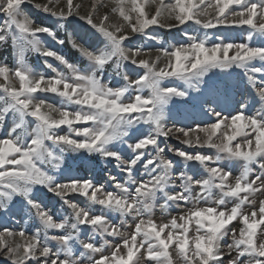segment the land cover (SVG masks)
Segmentation results:
<instances>
[{
  "label": "snow or ice",
  "instance_id": "1",
  "mask_svg": "<svg viewBox=\"0 0 264 264\" xmlns=\"http://www.w3.org/2000/svg\"><path fill=\"white\" fill-rule=\"evenodd\" d=\"M26 4L68 24L83 21L103 38L94 49L70 40L87 68L45 44L42 35L61 46L65 40L37 24ZM112 4L100 15L98 6L108 7L103 0L84 13L73 0L63 6L61 0H0V50L15 53L11 65L0 63V255L10 264H264V199H257L264 195V0ZM112 15L120 22L111 23ZM193 24L246 28L247 36L210 43L184 30ZM156 28L181 29L186 40L157 48L154 57L128 46L133 36L158 40L149 32ZM29 54L54 58L62 69L45 59L51 74L34 70ZM234 70L255 93L258 110L237 101L225 114L220 101L234 87ZM174 99L197 101L214 120L169 127ZM62 128L68 131L61 134ZM170 137L215 155L167 148L183 161L185 171H176L177 162L165 155ZM68 153L98 157L113 170L106 180L69 175ZM232 161L243 162L239 175L228 167ZM138 165L147 178H137ZM192 165L205 175L187 171ZM183 205L191 206L167 222L153 218L157 206ZM16 217L35 230L7 226Z\"/></svg>",
  "mask_w": 264,
  "mask_h": 264
},
{
  "label": "rangeland",
  "instance_id": "2",
  "mask_svg": "<svg viewBox=\"0 0 264 264\" xmlns=\"http://www.w3.org/2000/svg\"><path fill=\"white\" fill-rule=\"evenodd\" d=\"M35 3H47V0H34ZM74 4L82 5L80 11L84 13L91 9V5L93 0H73ZM169 0H165L167 4ZM65 3V0H61V6ZM104 4H107L108 7H99L98 6V13L102 15L104 12L110 10L113 6L112 0H103ZM25 12L32 17L37 24H41L44 26H49L53 28L58 33L60 39L65 40L64 45H58L51 38L47 37L46 35H42L44 42L47 46L53 48V50H58L61 54L65 55L71 62L77 64L81 68L88 67V61L85 57L81 55V53L74 49L71 45L70 40L75 39L77 43L84 44L85 47L90 49H94L96 47H103V38L99 36V34L94 33L87 25L84 24L83 21H79L75 18L72 19V23L68 24L64 21H60L55 17H52L48 14H44L42 11L33 7L32 4H26ZM147 11H154L153 8L146 9ZM3 17L0 16V22H2ZM111 23H119V18L116 15L110 16ZM63 25V27L61 26ZM184 30L189 31L191 35L197 36L199 39H203L205 36L209 38V42L217 41L218 37H225L228 39L236 40L237 42L243 41L244 38L247 36L246 28H216L211 30H205L200 28L197 25H185L183 26ZM150 34L156 35L159 37L158 40H150L144 36H133L131 39V43L128 46H139L145 49L147 52L151 50V55L154 57L158 53L155 51L157 48L163 46L168 47L169 45L176 44L177 42H184L186 37L183 35L181 29H172L168 30L165 28H156L155 31L149 30ZM15 53L11 48L7 50H0V63L7 61L9 65L13 63ZM139 58H146L145 56ZM138 58V59H139ZM47 59L49 63H52L54 67H59L62 69V65L59 64L58 61H55L54 58H44L38 57L35 54L28 55V61L30 65L33 67L34 70L42 71L46 75H50V70H47L43 67L44 60ZM163 61H161V65ZM131 67V66H129ZM131 74V73H130ZM229 82L234 86L230 95L226 98H222L220 101L221 107L225 109V114L228 112H234L237 107V101L248 102L250 107L253 110H258L262 107L257 101L253 99L255 93L249 88L246 82L243 80L242 75L239 73V70H234L233 75L229 78ZM165 85H169L171 83H175L177 86H182L180 81H165ZM145 95H148V92L145 91ZM48 99L50 102L58 103L59 98L54 97L49 94ZM258 100V98H257ZM215 107V105H212ZM205 109L208 105H204ZM169 120L166 121L169 127L175 123L176 127H185V126H192L194 127L196 124H203L206 122H212L214 117L211 115H205L203 111H201L199 103L197 101L190 100L189 102L185 103L182 100L174 99L172 103L169 105ZM61 134H64L68 131L67 128H62ZM202 135V134H201ZM166 157L169 159H173L174 162H177V169L176 171H185L183 166V161H181L178 157L174 156L172 153L167 152V148H179L185 151L194 152L200 151L206 154L215 155V149L211 148H189L186 145H183L180 141L175 139L174 137H170L166 142ZM65 166L70 169L69 175H75L79 177H86L92 176L94 178L104 177V180L107 178V172L113 170V166L106 161L101 160L100 158H88L86 155L81 154H73L68 153L65 155ZM228 167L231 168L234 175H239L243 168L242 161H232L228 163ZM139 173L137 174V178H147L143 175L142 166L138 165ZM187 171L190 173L199 172L201 176L205 175L203 169L199 168L198 165L190 166ZM119 178V177H118ZM126 178V177H125ZM218 198L219 194H215ZM257 199H264V195L257 194ZM76 202L81 203V206H86V201L82 197H75ZM52 205L58 210L57 214L61 215L63 206L59 203L58 198H54L51 201ZM159 203H162L160 201ZM233 205V201L231 199L226 200V207L230 208ZM191 205H183L180 208H176L175 206L169 208L168 210L161 209L159 206L154 210L153 218L156 219L158 222H167L171 216L178 215L184 211H186ZM246 210L247 206H246ZM119 218H117V221ZM7 226L14 227V228H29L31 230H35L32 221H28L25 224L23 221L19 220L18 217L11 218L5 222ZM128 223H132L131 218H128ZM3 225L0 224V227ZM236 228H239L241 225L239 222L235 223L234 225ZM0 264H10V261L7 260L6 257L0 255Z\"/></svg>",
  "mask_w": 264,
  "mask_h": 264
}]
</instances>
